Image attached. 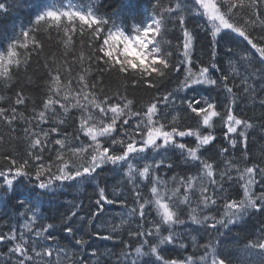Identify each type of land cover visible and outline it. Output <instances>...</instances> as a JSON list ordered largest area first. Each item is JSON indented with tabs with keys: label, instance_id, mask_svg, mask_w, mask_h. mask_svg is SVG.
<instances>
[{
	"label": "snow or ice",
	"instance_id": "obj_1",
	"mask_svg": "<svg viewBox=\"0 0 264 264\" xmlns=\"http://www.w3.org/2000/svg\"><path fill=\"white\" fill-rule=\"evenodd\" d=\"M12 12L28 23L0 30V125L15 135V125L23 123L16 137L20 147L0 151V189L8 194L24 183L34 196L31 203L17 202L25 209L22 229L0 233L6 264H92L91 257L112 255L95 248L89 255L93 237L119 239L124 250L117 264H252L249 256L264 264V227L242 242L244 255L238 260L221 249L219 240L199 244L195 235L178 231L190 221L222 236L220 229L230 231L250 213L264 212V148L261 163L247 155L249 130L257 125L264 130V115L254 123L236 111L238 97L264 96V0H149L148 10L143 0H0V17ZM188 15L204 22L209 61L193 58L196 36L186 26ZM170 24L182 33L175 46L165 39ZM42 36L58 38L60 57L53 53L44 62L40 103L29 110L31 97L19 77L33 55L43 52ZM106 75L112 79L106 82ZM173 76L176 87L159 92ZM129 87L157 94L138 102L129 98ZM217 89L223 101L219 92L212 95ZM259 103L264 108V98ZM188 117L193 125H184ZM217 123L228 145L235 150L240 144L243 152L239 160L223 161L222 170L216 157L230 153L216 146ZM189 137L191 146L183 142ZM169 153L176 155L175 164ZM109 166L132 185L133 203L129 206L118 188L106 192L97 183L98 198L87 216L73 204L60 218L69 257L57 243L55 223L36 227L38 218L44 219L37 208L44 197L58 196L65 182L96 181ZM162 167L182 168L183 175L164 179ZM225 183L237 186L235 196ZM218 202L219 218L210 211ZM117 204L125 210L118 222L100 224L106 205ZM177 244L185 250L191 244L199 252L166 258L168 246Z\"/></svg>",
	"mask_w": 264,
	"mask_h": 264
},
{
	"label": "trees",
	"instance_id": "obj_2",
	"mask_svg": "<svg viewBox=\"0 0 264 264\" xmlns=\"http://www.w3.org/2000/svg\"><path fill=\"white\" fill-rule=\"evenodd\" d=\"M110 2V0H106V3ZM167 3V0H164ZM143 7L145 10H148L149 0H143ZM105 10H107L105 8ZM28 20L26 16L22 14H18L16 12H12L10 15L6 17H0V30H10L14 25L19 26L20 24H27ZM203 20L197 16L188 15L186 19V26L190 31L193 32V35L196 36L195 41V54L194 59L200 58L202 62L209 61V52H210V44L209 39L205 35V32L202 29ZM169 31L165 36L166 40H171L172 44L175 46L182 41V33L178 25L170 24L168 25ZM234 35V34H233ZM255 35H259V33H255ZM44 49L43 52L39 55H33L32 60L28 66L27 73L21 72L19 80L20 84L23 86V91L29 97H31V101H26L27 107L30 110L33 106V103L39 105L40 103V95L41 89L38 87L42 79L44 78L45 69L44 62L53 54H56V57H60L58 38L53 36L51 39L47 36L41 37ZM232 47L236 48L237 45L233 44ZM239 49H244L246 47V42L240 40L238 44ZM222 54V52H221ZM252 55H255L254 50H252ZM256 67H259L257 64ZM31 78V83H29L28 78ZM112 78L105 76V81H109ZM171 82L168 80L164 81L159 88V92L170 91L176 87V78L175 76L170 78ZM238 82V81H237ZM112 87H116V83L112 80ZM18 90V89H17ZM259 91V90H258ZM129 94V98H133L138 102H145L149 100L151 96H155L157 94V90H148L143 87L132 88L129 87L127 89ZM217 92H219V99L223 101L224 93L222 90L217 89L212 92L213 96H217ZM6 95L11 96L12 92H6ZM207 95V93H205ZM264 98V96H258L255 101L252 98L240 99L238 97V107L236 109L237 113L241 115L243 118H252L253 122L256 121L264 115V108L260 106L259 100ZM21 112H24V107L19 109ZM26 115L28 113H25ZM264 123V121H260ZM22 123L19 125H15L17 131L15 135L9 132L7 126L0 125V134L4 135V143L0 145V151H4L9 147L16 146L20 147V140L16 139V137L20 136V128ZM184 125L190 126L195 123V121L188 117L183 121ZM67 131L71 132L72 127H68ZM214 134L218 137L216 141L217 148L219 147H228L230 155H221L216 157V162L220 165V169L224 168L223 161H227L229 159L239 160L243 155L241 150V145L238 144L236 149L233 150L229 145L227 140L223 139L222 131L220 129L219 123L215 125ZM11 138V144L9 143V139ZM183 142L188 143L190 146L192 144V138H184ZM264 148V130H262L258 125L249 130V139H248V151L247 155L252 158L253 163H261V149ZM22 154V150H21ZM169 156L172 157V161L174 164L177 161V157L173 153H169ZM212 155H215L213 152ZM264 167V164H261ZM183 175V169L179 167H174L173 170H169L165 167H162L160 170V174L162 178L167 179L171 177L173 174ZM99 187H105L106 192H111L113 189H119L123 192L125 199L127 200L129 206L133 203V195L131 192L132 185L125 183V178L121 175H117L115 172L111 170V166L105 168L103 172H101L96 181H88L83 182L74 186H69V182H65L59 189V195L56 197H44L43 203L39 205L37 211L43 216L44 219L37 220L36 227L46 223H55L57 226V231L55 235L58 237L57 243L65 246L68 249V255L71 257L72 250L71 245L69 244V240L65 239L64 236L66 234L61 235L60 229V218L64 216L70 209L73 204L80 205L81 207L78 209L79 214L81 216H87L88 212L92 210L94 201L98 198L97 196V185ZM236 185L225 183V188L228 189L233 196L236 195ZM257 192L260 190L259 186L257 187ZM43 191V190H40ZM34 193L32 192L31 186L26 185L24 183L16 186L15 190L5 194L3 189H0V233H7L11 228L22 229L23 223L25 222V216L21 215L25 211L24 208L18 207V200H25L28 203H31ZM111 198V197H110ZM124 209L120 207V205H106V213L104 217H101L100 224H103L104 221L111 220L112 222H118L116 219L118 216L124 214ZM211 214L215 215L219 218L220 213L223 211L222 202H218V205L214 208L210 209ZM76 227H80L79 222H77ZM229 230L220 229V232L223 235H217L215 232L207 230L202 226L193 225L190 221L187 222L185 226H181L178 228V231L182 232H190L191 235H195L197 237V242L199 244H204L210 240H219L221 249L235 259H239L243 257V252L241 250V244L244 240L251 238L253 235H259L260 229L264 227V212H252L243 220L238 221L234 226H229ZM86 231L89 229H85ZM123 239L129 243L131 240L129 237L124 234ZM185 242H188L187 237H185ZM51 243V242H49ZM95 248L99 253H107L111 252L112 255L105 256H97L91 257L92 264H96L97 260L100 261V264H117L118 257L121 256L123 246L120 244L119 239L116 240H100L93 237L90 241L89 245V255L91 249ZM7 248L0 244V253H6ZM199 249L196 247L189 245V247L185 250L179 247V245L168 246V251L165 254L166 258H174L181 257L185 255H192L193 253H198ZM81 256H84V252L79 253ZM85 258H88L86 256ZM132 258H135L134 256ZM252 264H258L259 257L258 256H249L247 257ZM7 257L4 255H0V264H6ZM63 261V258H62ZM68 264H71V260H69Z\"/></svg>",
	"mask_w": 264,
	"mask_h": 264
}]
</instances>
